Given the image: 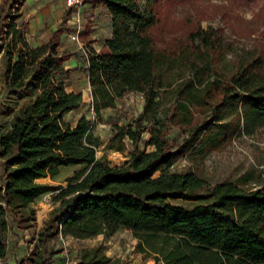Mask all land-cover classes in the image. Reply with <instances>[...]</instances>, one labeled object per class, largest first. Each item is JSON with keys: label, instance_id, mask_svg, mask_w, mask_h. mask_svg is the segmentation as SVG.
<instances>
[{"label": "trees", "instance_id": "16d2710c", "mask_svg": "<svg viewBox=\"0 0 264 264\" xmlns=\"http://www.w3.org/2000/svg\"><path fill=\"white\" fill-rule=\"evenodd\" d=\"M25 1L0 0V84L7 96L29 98L8 108V127H0V264L10 225L32 227L33 203L46 193H55L58 206L17 264H52L46 246L55 237H110L121 228L162 264H264V182L251 189L209 184L193 168L174 167L181 157L196 165L236 134L264 127L263 56L246 50L228 59L232 44L214 27L166 37L159 11L165 0H91L105 5L110 30L98 50L90 28L78 34L92 109L100 118L129 93L143 97L140 113L114 124L104 145L123 152L131 141L126 164L116 166L97 156L100 140L89 119H65L82 95L67 91L61 78L68 74L61 30L32 46ZM71 12L64 11V22ZM144 132L150 152L138 148ZM61 166L80 168L65 185L39 181ZM74 264L124 263L98 244L80 249Z\"/></svg>", "mask_w": 264, "mask_h": 264}, {"label": "rangeland", "instance_id": "374dc122", "mask_svg": "<svg viewBox=\"0 0 264 264\" xmlns=\"http://www.w3.org/2000/svg\"><path fill=\"white\" fill-rule=\"evenodd\" d=\"M87 1L67 5L66 0H63L56 6L55 0H26L23 5V20L29 24L27 38L32 46L45 41L50 32L58 28L61 30L58 50L69 59L64 61V67H67L69 61L74 62L68 68L67 76L63 75L61 78L67 91L80 92L82 95L79 106L64 117L71 122L81 115L89 119L93 124V135L100 140L96 149L97 156L104 155L112 165L123 166L133 148L131 141L127 138L124 140L123 152L105 150L104 145L112 135L114 124L131 123L140 113L143 97L139 92L129 93L118 100L114 108L103 109L100 118L92 109L85 67L87 50L78 36L86 28H91L93 23L94 26L97 25V20H91L94 15ZM67 8H71L72 12L70 19L64 22L62 14ZM159 11L164 18L163 33L166 37L184 35L196 26L204 29L214 27L221 30L224 39L232 44V51L227 54L228 59L246 50L261 54L264 58V0H165ZM97 28V32H94L95 28L91 30V43L95 49L102 43L99 34L103 35L104 22H100ZM1 63L0 55V66ZM28 102L29 98L24 95L7 96L0 84V127L4 130L8 127L10 116L5 112H8V108ZM147 137L148 134L144 132L138 148L150 152L154 148L144 144ZM174 167L178 170L193 168L209 184L229 181L241 188L251 189L264 182V127L251 133L236 134L224 148L212 151L196 165L181 157ZM79 168L61 166L55 176H47L39 181L65 185V178ZM54 195L55 193H46L34 201L35 221L32 227L22 230L16 223L10 225L7 256L3 264H17L29 256L45 220L58 206L59 202L53 199ZM7 219L10 221V217ZM98 244L103 245L106 255L119 258L124 264H162L160 259H156L158 254L153 253L144 243L139 245V239L124 228L110 237L102 234L85 239L58 236L48 241L46 252L52 264H74L80 249Z\"/></svg>", "mask_w": 264, "mask_h": 264}, {"label": "crops", "instance_id": "0c3cea01", "mask_svg": "<svg viewBox=\"0 0 264 264\" xmlns=\"http://www.w3.org/2000/svg\"><path fill=\"white\" fill-rule=\"evenodd\" d=\"M59 1L62 3L63 2V0H55V4H56V6H59ZM26 2V1H25ZM82 3V0H80V4ZM87 3H90L89 5H88V7L92 10V12L91 13H93V15H94V17H92L91 18V20L92 21H95V20H97L96 22H97V25H95L94 26V23L92 24V27L90 28V32H91V30H93L94 28H95V30H94V32H97L98 31V26H100V22H104V28H103V35H101V34H99V36H101L102 37V41L101 42H103V40L109 35V16H108V12H107V10H106V7H105V5L102 3V2H98V3H95V2H93V1H91V0H88L87 1ZM87 3L85 4V5H87ZM25 4V3H24ZM52 7H54V6H52ZM64 13V12H63ZM62 16H63V14H62ZM70 19V18H69ZM68 19V20H69ZM67 20V21H68ZM88 25V24H87ZM59 29V28H58ZM51 33V32H50ZM49 33V34H50ZM49 34H47V37H48V35ZM92 36V35H91ZM73 38V37H72ZM98 39V38H97ZM41 43V42H40ZM40 43H36L35 45H38V44H40ZM34 45V46H35ZM99 47H100V45H99ZM99 47H98V49H99ZM98 49H96V50H98ZM66 60H69V59H66ZM65 60V61H66ZM86 62V61H85ZM73 63L74 62H71V61H69V63H68V65H67V67H65L66 69H68V68H71V66L73 65ZM86 74H87V64H86ZM87 78H88V76H87Z\"/></svg>", "mask_w": 264, "mask_h": 264}, {"label": "built area", "instance_id": "2783aa9c", "mask_svg": "<svg viewBox=\"0 0 264 264\" xmlns=\"http://www.w3.org/2000/svg\"><path fill=\"white\" fill-rule=\"evenodd\" d=\"M67 5L80 3V0H66Z\"/></svg>", "mask_w": 264, "mask_h": 264}]
</instances>
